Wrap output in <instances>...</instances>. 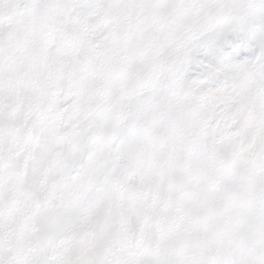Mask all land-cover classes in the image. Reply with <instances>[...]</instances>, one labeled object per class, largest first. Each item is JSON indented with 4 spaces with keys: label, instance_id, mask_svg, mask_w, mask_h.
<instances>
[{
    "label": "snow or ice",
    "instance_id": "snow-or-ice-1",
    "mask_svg": "<svg viewBox=\"0 0 264 264\" xmlns=\"http://www.w3.org/2000/svg\"><path fill=\"white\" fill-rule=\"evenodd\" d=\"M0 264H264V0H0Z\"/></svg>",
    "mask_w": 264,
    "mask_h": 264
}]
</instances>
